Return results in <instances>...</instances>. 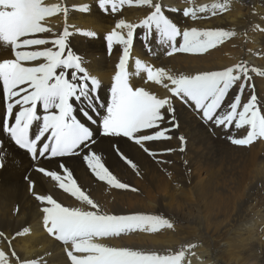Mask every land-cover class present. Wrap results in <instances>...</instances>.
I'll return each instance as SVG.
<instances>
[{
	"label": "bare ground",
	"instance_id": "obj_1",
	"mask_svg": "<svg viewBox=\"0 0 264 264\" xmlns=\"http://www.w3.org/2000/svg\"><path fill=\"white\" fill-rule=\"evenodd\" d=\"M44 3L66 7L67 15L60 11L46 16L42 24L50 31L35 34V38L51 39L67 27L73 33L69 38L71 47L86 59L90 75L100 80L99 97L107 102L122 46L114 45L109 54L104 37L119 20L139 24L150 9L137 6L135 0L115 12L110 6L107 10L100 9L99 0H44ZM162 3L165 14L182 30L196 27L198 30H224L232 35L206 53L177 51L168 56L169 49L156 43L155 33L145 39V30L136 28L126 68L130 83L160 98L171 95L162 84L146 83L145 72L135 74L137 58L176 76L223 70L243 63L250 71L241 101L247 102L250 95H255L257 108L264 114V0H162ZM214 4L225 7L213 8ZM83 5L88 6L87 11L79 10ZM188 8L196 11L195 19L183 15ZM200 8L205 11L200 12ZM88 31L94 32L95 37L82 34ZM44 47L31 46L29 50H43ZM8 58H14L10 50ZM39 62L42 61L25 63L35 66ZM165 83L171 87L170 81ZM238 93V88L230 89L226 103ZM173 104L175 123L179 127L167 121L161 125V130L171 129L166 133L171 138L145 142L150 155L126 137L97 134V125L80 111L87 109V104L74 102L73 114L93 129L96 140L93 147L111 173L129 186L125 189L112 188L97 180L83 160V152L67 157L49 154L33 161L7 134L0 133V149L3 150L0 154L4 156V167L0 168V251L5 253L9 264H70L65 246L43 226L42 209L50 206L35 199L26 179L35 181L37 194H50L63 206L87 208L70 193L63 192L50 177L35 170L36 167L55 170L63 178L60 162L102 211L118 215H158L173 224L170 229L136 230L97 241L105 246L161 256L183 252L179 264H264V138H254L247 146L234 145L231 138H242L247 126L235 129L233 124L230 130L216 128L203 121L190 102L173 98ZM6 107L0 89V118L6 114ZM15 110H19V105ZM87 110L93 119L99 120L95 112ZM38 112L43 115L40 105ZM180 136L185 138L183 152L179 150ZM114 145L119 146L136 168L112 153ZM128 177H132L131 180Z\"/></svg>",
	"mask_w": 264,
	"mask_h": 264
},
{
	"label": "snow or ice",
	"instance_id": "obj_2",
	"mask_svg": "<svg viewBox=\"0 0 264 264\" xmlns=\"http://www.w3.org/2000/svg\"><path fill=\"white\" fill-rule=\"evenodd\" d=\"M126 3L131 4L133 0H99V7L107 10L110 6L115 12ZM135 3L150 9L145 18L139 24L119 20L104 37L109 54L114 45L122 46V54L112 78L110 99L104 102L99 97L102 84L97 77L90 75L86 59L71 47L69 38L73 33L67 27L51 39L35 38V34L50 31L42 24L45 17L60 11L66 16V7L48 6L44 0H0V89L7 104L6 114L0 118V133L7 134L10 141L29 154L33 161L46 158L49 154L51 157H67L79 156L83 152V160L97 180L112 188L129 187L111 173L93 147L96 144L94 131L73 114L74 102L86 103L87 109L99 117V120L93 119L87 109H80L97 125V134L102 137H126L150 155L152 153L145 142L171 138L166 135L171 129L161 130V125L167 121L173 127H179L175 123L173 98L190 102L201 119L216 128L230 130L233 124L235 129L247 126L246 135L231 138L234 145L247 146L254 138H264V114L257 108V97L250 95L247 102L241 101L250 71L243 63L223 70L176 76L162 67L142 63L137 58L134 61L135 74L145 72L146 83L162 84L171 95L160 98L130 83V73L126 68L133 51L136 28L145 30V39L155 33L156 43L169 49L166 52L168 56L177 51L206 53L232 35L224 30H198L196 27L182 30L165 14L162 0H135ZM212 7L225 6L214 4ZM79 10L87 11L88 6L83 5ZM199 11L205 9L200 8ZM183 15H191L195 19L196 11L188 8ZM82 34L87 37L96 35L91 31ZM31 46L45 47L43 50H29ZM148 47L151 52V46ZM9 50L14 58H8ZM33 61L42 62L26 66L25 62ZM165 81H170L171 87ZM233 87L238 88L239 93L226 103V97ZM17 105L19 110L14 111ZM38 105L42 106L43 115L39 114ZM241 105L242 110H239ZM146 130L153 131L150 133ZM179 140V150L183 152L185 138L180 136ZM114 149L121 160L136 168L118 145H114ZM2 151L0 149V153ZM3 167L4 156L0 154V168ZM59 168L64 172L63 178L55 170L43 167H36L35 170L50 177L63 192L70 193L87 208L63 206L50 194H37L35 181L29 177L26 179L35 199L50 206L42 209L43 226L50 236L65 246L70 264H179L183 252L161 256L97 242L101 238L136 230L151 232L161 227L170 229L173 224L158 215L106 213L82 190L63 162H60ZM132 190L136 191L134 188ZM74 253L86 255L78 257ZM0 264H9L3 251H0Z\"/></svg>",
	"mask_w": 264,
	"mask_h": 264
},
{
	"label": "rangeland",
	"instance_id": "obj_3",
	"mask_svg": "<svg viewBox=\"0 0 264 264\" xmlns=\"http://www.w3.org/2000/svg\"><path fill=\"white\" fill-rule=\"evenodd\" d=\"M112 151V153L114 154V155H116V157L118 158V159H120V157L116 154V151H115V149H112L111 150ZM111 153V154H112ZM121 161H123V160H121ZM129 178V177H128ZM132 178V177H131ZM131 178H129L130 180H131Z\"/></svg>",
	"mask_w": 264,
	"mask_h": 264
}]
</instances>
